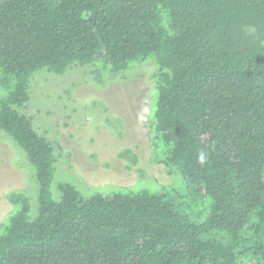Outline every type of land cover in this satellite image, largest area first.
<instances>
[{
  "label": "trees",
  "instance_id": "obj_1",
  "mask_svg": "<svg viewBox=\"0 0 264 264\" xmlns=\"http://www.w3.org/2000/svg\"><path fill=\"white\" fill-rule=\"evenodd\" d=\"M148 61L153 146L184 191L55 194V147L23 112L35 73ZM0 130L39 185L35 217L8 195L0 264H264V0H0Z\"/></svg>",
  "mask_w": 264,
  "mask_h": 264
},
{
  "label": "rangeland",
  "instance_id": "obj_2",
  "mask_svg": "<svg viewBox=\"0 0 264 264\" xmlns=\"http://www.w3.org/2000/svg\"><path fill=\"white\" fill-rule=\"evenodd\" d=\"M95 69L73 63L62 74L43 69L33 77L31 98L23 112L55 147L52 191L56 194L59 183L67 181L85 196L96 189L111 194L126 187L156 192L167 186L182 193L184 182L159 161L153 146L155 61L125 72L103 69L100 75ZM126 148L137 154L136 164L120 155ZM12 191L29 197L35 217L39 207L35 169L24 151L0 130V224L17 209L8 196Z\"/></svg>",
  "mask_w": 264,
  "mask_h": 264
}]
</instances>
